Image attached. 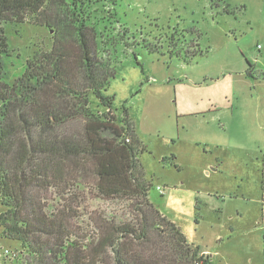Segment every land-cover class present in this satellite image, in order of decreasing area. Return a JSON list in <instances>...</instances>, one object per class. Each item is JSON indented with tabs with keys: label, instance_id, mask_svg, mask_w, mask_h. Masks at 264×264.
Returning <instances> with one entry per match:
<instances>
[{
	"label": "rangeland",
	"instance_id": "374dc122",
	"mask_svg": "<svg viewBox=\"0 0 264 264\" xmlns=\"http://www.w3.org/2000/svg\"><path fill=\"white\" fill-rule=\"evenodd\" d=\"M85 2L87 6L84 7L88 10L84 16L90 14L88 24L93 28L92 33L88 31L93 54L111 66L120 64L117 77L110 81L103 94L113 97L116 109L123 104L129 109L128 118L133 126L140 116L145 122L148 132L144 141L146 150L139 158L145 181L152 185L148 194L150 202L158 207L162 218L168 222L173 220L190 241L188 243L199 251L214 249L230 254L231 261H237L235 263L264 264V0ZM5 34L10 50L5 82L10 84L22 73L28 60L50 51L53 40L51 30L29 21L7 24ZM70 48L74 49L73 46ZM135 58L145 75L152 79L151 88L147 84L139 86L143 76L135 65ZM248 63L254 69L251 76L246 75ZM240 73H244L251 83L250 88L244 87L239 101L257 103L260 113L251 116L259 121L257 130L251 134L254 150L251 158L257 168L229 167L216 180L214 176L208 178L209 184L205 182V187L187 190L190 186L179 184L186 172L177 171L162 157L167 155L171 143L167 145L162 141V134L166 133L160 128L161 122L157 121L159 109L155 104L170 102L173 106L176 97L175 89L162 88L163 82L171 80L182 84L186 80L210 82L211 79L214 82L223 75ZM239 78L235 77V80ZM236 85L239 87L240 83ZM182 88L184 85L177 86V91ZM185 91L188 95L192 93L187 86ZM90 99L92 111H101L96 99L92 96ZM114 113L118 114L117 111ZM97 115L100 117L101 112ZM84 120L69 123L66 131L70 134L74 129L79 132L85 125ZM103 121L100 122L103 123V138H114L110 132L112 129L119 131L120 125ZM86 163L91 169L90 163ZM72 169L68 174L70 177H63L61 182L48 175L39 178L36 181L39 186L35 185L29 195L47 205L44 210L48 213H55L62 210V205L69 204L70 212L65 211L72 217H68L67 223L77 238L81 237L79 241L81 239L84 243L88 236L98 233L91 219L97 218L100 212H107L124 222H136L137 217H142L137 212L143 207L136 202L99 199L95 180L91 176L84 179L81 173ZM76 179L81 183L75 187ZM225 182L229 185L224 187ZM234 182L239 183V187L230 186ZM156 187H162V195ZM238 205L244 221L229 218ZM5 209L0 201V213ZM152 237H156L155 234ZM220 237L222 241L218 240ZM228 237L232 239L223 245ZM240 247L246 251L245 256L248 257L249 252V259L239 253ZM0 248L13 250L16 255L9 260L0 257V264H36L21 253L19 243L2 236V228Z\"/></svg>",
	"mask_w": 264,
	"mask_h": 264
},
{
	"label": "trees",
	"instance_id": "16d2710c",
	"mask_svg": "<svg viewBox=\"0 0 264 264\" xmlns=\"http://www.w3.org/2000/svg\"><path fill=\"white\" fill-rule=\"evenodd\" d=\"M86 3L0 0V201L6 208L0 213L2 236L19 243L21 253L36 264H199L203 256L198 248L175 223L162 218L148 198L152 185L145 181L139 158L145 149L130 123L129 109L124 104L116 109L113 97L103 94L120 64L111 66L93 54ZM26 21L52 31V48L28 60L8 84L5 26ZM135 60L143 76L141 87L149 80ZM246 75H252L249 63ZM91 96L102 108L100 117L92 111ZM81 119L86 121L79 132L66 131L69 123ZM102 120L120 125L119 131L110 132L114 138H103ZM72 168L82 178L95 180L99 199L136 202L144 208L137 212L142 217L124 222L100 212L91 219L98 233L79 241L67 223L72 217L66 214L69 204L48 213L47 205L29 195L39 178L48 175L61 182ZM80 183L76 179L75 187ZM203 264H210L209 259Z\"/></svg>",
	"mask_w": 264,
	"mask_h": 264
},
{
	"label": "crops",
	"instance_id": "0c3cea01",
	"mask_svg": "<svg viewBox=\"0 0 264 264\" xmlns=\"http://www.w3.org/2000/svg\"><path fill=\"white\" fill-rule=\"evenodd\" d=\"M253 71L252 68V73ZM235 77L241 79L237 81ZM148 80L149 82L144 85L147 84L146 86L151 88L153 81L149 77ZM173 82L171 80L163 82L162 88L175 89L174 105L171 106L170 102H158L155 105L159 109L157 121L161 122L160 128L166 133L162 134V141L167 145L171 143V147L166 151L167 155L164 154L162 157L167 158L171 167L177 171L186 172V175L180 179L182 180L179 183L180 186L186 183L190 186L187 190L205 187V182L209 184L208 178L214 176L213 179L216 180L217 177L224 175L229 167L237 166L243 169V167L254 166L257 168L256 162L251 158L254 155L251 134L257 130L259 121L257 117L251 116L255 113L257 116V112L260 113L257 103L239 101V98L243 96L244 87L250 88L251 83L244 73L235 76L223 75L214 82L212 79L210 82L206 80L195 82L186 80L182 84ZM237 82L240 83L239 87L236 85ZM179 85H184V89L177 91ZM185 86L192 90L191 95L187 94ZM135 126L138 138L146 150L144 141L147 136L145 134L148 132L142 116L139 117ZM213 183L216 185L215 182ZM228 185L226 182L223 184L224 187ZM232 185L239 187V183H230V186ZM238 203L241 204V201ZM240 210L239 205L236 206L230 214V220L235 218L238 222L244 221ZM170 221L173 222V220ZM231 239L228 237L223 245ZM218 240L222 241V238ZM199 252L207 254L210 264H239L235 263L237 261H231L230 254H222L214 249L209 251L204 248ZM245 252L244 248L240 247L239 253L245 256ZM245 257L247 259L251 257L249 252L248 257Z\"/></svg>",
	"mask_w": 264,
	"mask_h": 264
},
{
	"label": "built area",
	"instance_id": "2783aa9c",
	"mask_svg": "<svg viewBox=\"0 0 264 264\" xmlns=\"http://www.w3.org/2000/svg\"><path fill=\"white\" fill-rule=\"evenodd\" d=\"M156 191H158L160 194L163 193L162 187H156ZM201 256H203V259L200 260L199 264H203L204 260H208L207 254L200 253ZM0 257L4 259H14L16 258L15 252L13 250L7 249V248H0Z\"/></svg>",
	"mask_w": 264,
	"mask_h": 264
}]
</instances>
